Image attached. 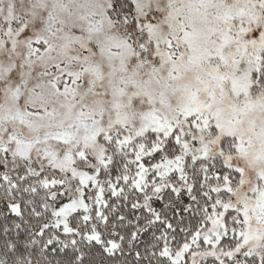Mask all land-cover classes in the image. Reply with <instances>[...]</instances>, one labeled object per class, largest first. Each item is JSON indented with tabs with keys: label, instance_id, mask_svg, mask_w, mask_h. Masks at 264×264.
Segmentation results:
<instances>
[{
	"label": "snow or ice",
	"instance_id": "6c2138e0",
	"mask_svg": "<svg viewBox=\"0 0 264 264\" xmlns=\"http://www.w3.org/2000/svg\"><path fill=\"white\" fill-rule=\"evenodd\" d=\"M0 264H264V0H0Z\"/></svg>",
	"mask_w": 264,
	"mask_h": 264
}]
</instances>
